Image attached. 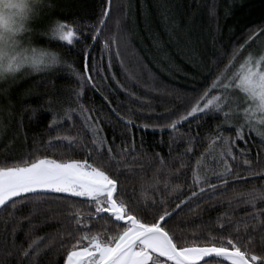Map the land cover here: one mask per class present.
I'll return each mask as SVG.
<instances>
[{"label":"trees","instance_id":"obj_1","mask_svg":"<svg viewBox=\"0 0 264 264\" xmlns=\"http://www.w3.org/2000/svg\"><path fill=\"white\" fill-rule=\"evenodd\" d=\"M102 3L107 6V0H45L46 6L34 20L27 42L58 52L62 61L83 72L84 45L93 43L87 25L96 22ZM57 19L68 23L78 21L84 26L81 28L82 42L76 43L74 49L53 41L50 34H43L50 27L49 22ZM250 29H264V0H111L103 30V37L112 46L111 68L108 67L109 55L101 52L103 40L87 49L89 74L108 96V101L89 86L84 89L79 103L90 110V115L100 116L104 136L109 143L115 141L114 151H118L116 145H131L134 141L135 164L131 170L121 167V175L116 176L119 189L129 203L141 196L142 181L149 180L160 166L157 154L164 158L166 169L172 170L171 183L183 186L180 199H184L196 190L189 187L191 171L207 145V134L219 127L225 136L235 137V128L242 122L239 115L231 116L230 123H225L223 114L210 113L202 119H190L171 135L167 129L163 132L158 128L145 129L143 124L164 125L166 114L181 106L177 95L187 100L193 90L202 91L210 85L214 78V72L210 71L214 62L231 53L234 45L243 43ZM255 46L256 42L250 41L246 49L251 51ZM117 49L119 57L115 55ZM93 57L95 62L103 64L106 79L91 71ZM225 63L226 56L218 66L222 68ZM78 88L79 81L64 63L40 73L21 71L0 81V90H5L0 92V160H18L29 153L33 157L50 156L60 160L84 159L87 152L80 145L69 147L66 142L54 141L53 147H43L50 137L58 134H79L82 143L91 139L78 111L73 114L72 121L64 119L65 109L77 108L74 89ZM113 109L121 116L131 115L139 127L126 129ZM53 115L61 121L56 126L59 131L51 125ZM244 131L245 138L237 139L233 147L239 159L235 163L229 161L243 179L230 182L227 190L217 189L216 196L205 192L181 205L168 222L177 240L195 237L203 242L209 232L217 234V217L229 208L227 201L233 188L243 191L252 184L257 187L264 184V173L260 171L264 168V145L254 131L249 132L247 128ZM189 136L196 137V146L192 153L182 156ZM241 149L245 150L246 157L241 156ZM244 158L251 160V168L258 174L256 177L248 175L249 166L243 164ZM131 160L129 157L130 164ZM182 161L186 167L177 172ZM109 172L116 175L114 169ZM160 178L163 181L164 174ZM159 187L162 190L163 183ZM147 195L150 202L153 196L159 200L160 194L149 189ZM63 197L68 199L57 203ZM46 198L48 203L41 205L40 211L30 220L25 218L30 206L20 207L12 215L10 206L0 207V264H27V258L21 255L22 249L36 237L47 239L40 245L35 264H64L66 248H61L60 244L67 237L62 238L58 233L64 228L62 222L69 213L67 205L76 202L84 213L89 212L90 207L80 203L84 198L69 194L47 193ZM177 203L179 200H171L168 210L173 211ZM258 206L264 207V204ZM248 211H251L249 206L241 205L232 215L240 218ZM252 243L256 245L255 251L260 252L258 236Z\"/></svg>","mask_w":264,"mask_h":264},{"label":"snow or ice","instance_id":"obj_2","mask_svg":"<svg viewBox=\"0 0 264 264\" xmlns=\"http://www.w3.org/2000/svg\"><path fill=\"white\" fill-rule=\"evenodd\" d=\"M110 3L111 0H107V6L102 3L101 14L96 22L87 25L93 43L84 45L83 72L73 64L62 61L54 53L49 54L42 70L26 71L40 73L64 63L76 76L79 81V88L74 89L77 108L65 109L64 119L72 121L73 114L78 111L91 139L82 143L83 138L79 134H58L54 138L50 137L43 147H53L54 141L66 142L69 147L80 145L86 150V157L60 160L50 156L33 157L29 153L18 160H0V206H10L13 210L10 215L20 207L30 206L28 217H25L30 220L31 216L40 211L41 205L48 203L47 193H63L84 198L80 203L88 205L90 211L82 212L76 202L67 205L69 213L62 222L64 228L58 233L62 238L67 237L60 244L61 248H66L64 264H264V207L258 206L264 204V184L260 187L252 184L243 191L233 188V194L227 201L229 208L217 217V234L209 232L203 242L195 237L192 240L186 237L177 240L176 233L170 232L168 228V222L175 211L186 201L203 196L205 192L216 196L217 189L227 190L230 182L243 179L233 167V163L239 159L233 153V147L237 139L245 138V128L249 132L254 131L264 145V47L258 53L246 49L250 41L264 45V29H250L244 42L234 45L231 53L225 54L227 63L222 68L218 66V62L225 56L217 58V62L210 69L214 72L210 85L202 91L193 90L188 94L187 100L184 96L177 95L181 106L166 114L164 125L143 124L145 129L158 128L161 132L167 129L171 135L190 119H202L210 113L223 114L225 123H230L231 116L241 117V124L235 128V137L225 136L219 127L215 132L207 134V145L196 158L191 171L189 187L196 190L180 199L183 186L171 183L172 170L166 169L164 158L157 154L160 166L154 170L149 180L142 181L141 196L136 197L134 203H129L119 189L116 176L121 175V167L131 170L132 164H135V143L132 141L131 145H116L118 151H114L115 141H107L100 124V116L90 115V110L79 103L84 89L89 86L108 101V96L96 86L94 77L89 74L87 49L103 40L101 52L109 55L108 67L111 68L112 46L103 37ZM211 12L214 15L215 9ZM49 24L50 27L43 34H50L53 41L63 42L62 46L74 49L76 43L82 42L81 28L84 26L78 21L68 23L57 19ZM112 41L113 44L116 43L115 37ZM115 55L119 57L118 49ZM91 71L97 73L99 78L106 79L103 76V64L95 62L94 57ZM3 91L5 90H0ZM237 92L241 95H237ZM112 111L126 129L139 127L134 124L131 115L121 116L115 109ZM60 123V119L53 115V129L59 131L56 126ZM187 139L189 143L186 151L180 154L182 156L192 153L196 146V137L189 136ZM240 154L246 157L244 149L240 150ZM129 157L132 158L131 164ZM243 164L249 166V176L258 175L251 168V160L244 158ZM185 167L186 164L182 161L176 171L179 172ZM109 169H114L116 175L110 174ZM260 171L264 173V168ZM161 174H164L163 181ZM161 183L162 190L159 187ZM149 189L160 194L159 200L153 196L149 202ZM67 199L68 197H63L57 203ZM173 199L179 200V203L173 211H169L168 205ZM241 205L249 206L251 211L236 218L232 213ZM225 232L227 234H223ZM256 236L259 237L260 252L255 251L256 245L252 243ZM45 239L47 237L31 239L27 248L22 249L21 255L22 258H27V264H35L41 251L40 245Z\"/></svg>","mask_w":264,"mask_h":264},{"label":"clouds","instance_id":"obj_3","mask_svg":"<svg viewBox=\"0 0 264 264\" xmlns=\"http://www.w3.org/2000/svg\"><path fill=\"white\" fill-rule=\"evenodd\" d=\"M45 0H0V81L21 71H39L54 50L25 40Z\"/></svg>","mask_w":264,"mask_h":264},{"label":"rangeland","instance_id":"obj_4","mask_svg":"<svg viewBox=\"0 0 264 264\" xmlns=\"http://www.w3.org/2000/svg\"><path fill=\"white\" fill-rule=\"evenodd\" d=\"M44 6H46V5L44 4ZM44 6H43V7H44ZM43 7H42V8H43ZM25 40H26V41L29 40V32L25 34ZM262 47H264V45H261L259 42H256V46H255V48H254L253 50H251V51L258 53V52L261 50ZM245 55H246V54H245ZM237 95H241V94H240L239 92H237ZM241 106L243 107L244 105L241 104Z\"/></svg>","mask_w":264,"mask_h":264},{"label":"water","instance_id":"obj_5","mask_svg":"<svg viewBox=\"0 0 264 264\" xmlns=\"http://www.w3.org/2000/svg\"><path fill=\"white\" fill-rule=\"evenodd\" d=\"M1 207V206H0Z\"/></svg>","mask_w":264,"mask_h":264}]
</instances>
